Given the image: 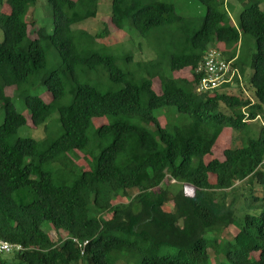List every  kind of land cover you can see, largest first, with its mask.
Returning <instances> with one entry per match:
<instances>
[{
  "label": "trees",
  "instance_id": "trees-1",
  "mask_svg": "<svg viewBox=\"0 0 264 264\" xmlns=\"http://www.w3.org/2000/svg\"><path fill=\"white\" fill-rule=\"evenodd\" d=\"M36 1L0 0V237L21 245L0 251V264H264V0H198L205 13L191 32L170 2L111 0L115 27L146 40L182 23L169 43L174 51L156 45L158 56L142 61L129 47L124 67L118 54L97 50L106 25L93 34L74 27L95 15L99 0H46L52 27L39 25L32 39L25 17ZM247 34L255 44L249 53ZM210 48L228 69L219 85L197 91L205 72L195 69ZM185 67L189 75L174 74ZM94 74L103 82L91 83ZM40 84L49 101L34 93ZM6 85L14 86L11 96ZM19 93L26 112L13 104ZM54 111L55 135L17 134L26 115L48 130ZM104 116L91 142L88 129ZM223 128L238 131L239 144L205 160ZM94 148L92 166L70 184L54 183L43 169ZM24 191L34 197L20 201ZM44 221L66 236L53 240ZM231 225L236 232L223 237Z\"/></svg>",
  "mask_w": 264,
  "mask_h": 264
},
{
  "label": "rangeland",
  "instance_id": "rangeland-1",
  "mask_svg": "<svg viewBox=\"0 0 264 264\" xmlns=\"http://www.w3.org/2000/svg\"><path fill=\"white\" fill-rule=\"evenodd\" d=\"M160 2H170L175 7V13L178 15H181L183 18V21L185 25H188V28H190L189 32L193 31L194 28L198 27L201 22L202 18L205 13V7L198 1V0H157ZM260 7L264 9V2L260 3ZM223 8V7H222ZM1 10L8 11V5L4 4L1 7ZM235 11V12H234ZM233 12L230 13L231 19L233 22L236 21V11H238V8L235 9ZM50 7L47 4L46 0H37L36 4L34 6H30L28 9V12L26 13L25 17V24H26V30L27 34L30 38L34 39L36 38V30L39 27V25L43 24L46 26L48 30L52 27V21L49 20L50 18ZM48 16V17H47ZM181 22H175L171 25L164 26L161 30L164 32L161 34L160 37H151L147 38L141 37V36H135L133 34H128L125 31L121 29H117L111 20V0H99L96 8V12L94 16H90L86 18L85 20L78 22L74 25L76 29H84L91 34L95 33L96 31H99L101 28H103L104 25L108 28V32L100 37L96 38V41H98V51H102L105 53H114L118 54L119 57L117 59V64L120 67H124L125 62V53L128 51L129 47L134 51L135 56L134 58H139L142 61H146L148 59H152L158 56V53L160 50H156V45H158L163 51L166 53L174 51L175 46L170 45L169 43L172 41V36L177 35L175 32L178 30V26H180ZM128 30V29H127ZM132 35H134L133 38ZM2 31L0 29V40L2 39ZM245 42L243 44V52L249 53L252 48H254V39L251 35L247 34L245 36ZM151 44L152 46L148 45ZM169 44V45H168ZM56 59L55 54L49 55L48 63H52L50 60L54 61ZM56 66V65H55ZM100 70H105L103 68H100ZM105 76L107 77V72H105ZM175 75H189L188 74V67L182 68L180 70L174 71ZM94 78H92L91 83L97 81H102L105 77H101L99 74H94ZM100 77V80L99 78ZM244 85V94L248 95L249 97H253L251 90L246 88L245 81L243 80ZM43 85L40 84L38 88L34 91V93L41 96L45 101H49L51 98V95L49 91L43 90ZM152 88L156 91H160L159 87V78L158 76H154L152 79ZM14 86L6 85L4 86V92L6 95L11 96L13 94ZM231 92L238 93V89L234 88L231 89ZM13 104L16 109L20 111L26 112V108L24 106L23 96L19 93L12 97ZM28 121L26 125H23L20 127L17 131L18 135L21 136H30L34 137L36 139H41L45 135H55L57 133V112L54 111L50 115V117L47 120L48 123V130H44V124H40L38 126H34L28 115H26ZM2 118V110H0V121ZM108 119L104 117H96L93 120V125L88 129V136L90 137V141L92 142L94 139L93 135V127H97L100 124L106 122ZM159 121L161 124L165 123V119L162 115L159 116ZM260 118H256L249 121V127H250V136L256 137L258 135L259 126H260ZM54 131V132H53ZM241 134L236 131L232 130L230 128H223L221 135L216 140L215 144L212 147V150L209 154L205 156V160H208L210 158L216 157L219 159H223V150L229 146L237 145L240 142ZM98 148H94L92 150V153H87L86 158L84 157V153L77 152L70 153L68 155V158L70 159V164L68 165L66 162L68 160L62 158L57 161H53L50 163H47L43 166V169L48 170L52 174V180L54 183L57 184H70L74 178L79 174L80 170L82 168H90L93 163V154H97ZM169 181V180H165ZM170 187L171 188H183L184 191L187 194H192L193 188L189 184H180V183H173L172 180H170ZM34 197V194L30 191H24L22 193H19L17 198L20 201H29ZM125 200V197H117L114 201H123ZM43 228L48 231L49 236L53 240H57L58 237L66 236V233L64 231L60 230V233L55 231V229H50V224L48 221H44L42 224ZM236 232L235 226H229L225 228L221 235L223 237H226L228 239H231L234 233ZM4 257L8 256V254H3Z\"/></svg>",
  "mask_w": 264,
  "mask_h": 264
},
{
  "label": "built area",
  "instance_id": "built-area-1",
  "mask_svg": "<svg viewBox=\"0 0 264 264\" xmlns=\"http://www.w3.org/2000/svg\"><path fill=\"white\" fill-rule=\"evenodd\" d=\"M219 53L220 52H218L216 48H210L203 55L204 61L199 63L196 67L195 71L203 70L205 72L196 85L197 91L212 89L224 81L221 79V77L225 75L228 67L227 64L221 59ZM20 248V244L9 242L0 237V251L9 252L11 250Z\"/></svg>",
  "mask_w": 264,
  "mask_h": 264
}]
</instances>
